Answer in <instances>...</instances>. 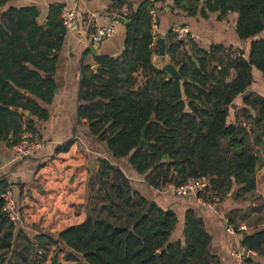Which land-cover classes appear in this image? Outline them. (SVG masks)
<instances>
[{
	"label": "trees",
	"instance_id": "trees-1",
	"mask_svg": "<svg viewBox=\"0 0 264 264\" xmlns=\"http://www.w3.org/2000/svg\"><path fill=\"white\" fill-rule=\"evenodd\" d=\"M11 1L0 0V8ZM158 4L165 3L147 0L137 11H128L130 23L122 53L114 58L96 57L101 68L94 73L86 67L83 72L78 115L109 155L99 159V170L89 180L86 221L34 240L20 232L31 247L22 250L27 255L11 259L15 226L3 214L1 199L9 182L0 179V264H39L34 246L46 251L53 247L57 253L65 250V261L85 264H221L211 253L213 237L198 210L186 211L183 234L176 238L179 215L134 190L118 162L127 160L156 190L206 178L211 188L198 196L207 200L217 195L224 201L235 187L237 199L255 193L262 161L256 146L264 150V97L245 95L254 72L264 76V0L205 2L220 17L238 14L236 35L246 51L226 52L223 47L204 51L189 43L191 54L176 62L175 54L186 42L178 41L171 30L166 53L180 67V80H168L153 61L158 51L150 10ZM166 7L194 18L200 0H174ZM63 9L51 8L57 17L48 30L39 22L36 7H9L0 14V146L12 148L24 131L35 133L36 123L49 119L33 99L50 104L55 97L56 84L47 76L55 71L56 52L67 34L60 20ZM91 54L87 49L85 55ZM232 71L235 77L228 81ZM238 98L243 105L231 123V108ZM145 128L148 146L141 148ZM70 147L60 146L55 154L66 153ZM242 247L264 254V230L248 235ZM52 264L61 263L55 257Z\"/></svg>",
	"mask_w": 264,
	"mask_h": 264
},
{
	"label": "crops",
	"instance_id": "crops-1",
	"mask_svg": "<svg viewBox=\"0 0 264 264\" xmlns=\"http://www.w3.org/2000/svg\"><path fill=\"white\" fill-rule=\"evenodd\" d=\"M145 1L147 0H13L0 8L2 14L9 7H36L40 14L39 22L45 30L49 29L48 26L57 17L51 11L53 6L71 7L77 11L76 25L67 30L63 46L56 52L58 60L55 71L47 76L56 84L52 102L44 104L23 92L24 96L33 99L49 115L47 121L36 123V131L33 133L36 139L43 142V148L34 158L17 162L14 161L11 147L0 146V179H6L14 187L17 212L21 216L14 230V243H21L22 249L28 242L20 232L34 240L41 234H59L71 226L83 224L87 219L85 205L89 180L99 170V159L109 155L105 145L90 135L87 121L81 120L78 115L83 72L86 67H90L94 73L101 68L96 57L114 58L122 53L126 25L118 19H126L128 11H137ZM208 1L200 0L198 15L194 18L173 12L166 7L168 4H158L155 8L158 15L156 44L159 39H164L167 50L169 32L186 28L202 38L199 47L204 51H210L213 47H223L226 52L232 53L246 51L247 46L236 35L238 14L230 13L220 17V12L208 10L205 5ZM202 12L206 13V17L202 16ZM110 24L115 26L116 34L96 48L100 56L85 55L87 49L92 48L91 36L95 29ZM261 37L264 38V33ZM191 45L186 42L178 49L175 54L176 62L183 61L191 54ZM156 49L158 52L153 57L155 65L160 50L158 44ZM166 56L174 65L167 53ZM87 75L89 76V72ZM234 77L235 72L232 71L228 81ZM248 93L264 97V76L259 71L254 72V81ZM242 105V98H238L231 108V123L235 121V111L241 109ZM28 113L31 112L25 113L27 118H32V113L30 117ZM66 144H71L70 150L56 155V149ZM256 149L262 161L256 172L255 193L237 199L238 187H235L233 191L236 190V194L232 191L227 199L214 208L202 207L198 203V196L181 198L168 193L166 189L156 190L148 184L146 176L136 173L130 167L127 160L118 164L131 179L134 190L160 207L173 210L179 215L180 225L176 238L183 234L186 211L195 208L200 212L206 230L213 237L211 253L219 258L221 264H236L231 257V252L235 250L243 254L245 264H264V254L242 247V242L248 235L264 230V150L259 146ZM228 224L238 231L236 235L227 233ZM243 227L246 231H241Z\"/></svg>",
	"mask_w": 264,
	"mask_h": 264
},
{
	"label": "built area",
	"instance_id": "built-area-1",
	"mask_svg": "<svg viewBox=\"0 0 264 264\" xmlns=\"http://www.w3.org/2000/svg\"><path fill=\"white\" fill-rule=\"evenodd\" d=\"M153 2L161 1L165 4H172L174 0H152ZM150 15L152 19L153 26V35H157V22L158 15L155 8L150 10ZM60 20L63 22V25L67 30L74 28L77 22V11L71 7H64L61 12ZM176 38L180 42H188L200 45L202 43V38L197 34L190 32L186 28H177L173 30ZM116 34V29L113 24L107 26H101L95 29L94 33L91 36V44L93 48L101 46L103 41L112 39ZM239 54H233V58L238 57ZM44 144L40 140L36 139L33 133L29 131H24L19 139V142L12 147L14 152V161L22 162L28 159L34 158L38 152L43 148ZM210 187V181L206 178L200 179H189L185 184L181 186H176L174 184H169L166 187L168 193L174 194L181 198L189 196H198L201 192H204ZM3 201L2 212L6 215L10 222L16 227L20 221L21 216L17 212L16 199L14 193V187L11 183L7 189L1 195ZM198 203L205 208H214L220 204L221 198L217 195H214L212 199L207 200L202 197L197 198ZM227 233L230 235H236L237 230L228 224ZM241 231H246V228H241ZM35 254L37 257H42L44 255L43 250L36 249ZM231 257L236 264H245V258L243 254L237 250L231 252Z\"/></svg>",
	"mask_w": 264,
	"mask_h": 264
},
{
	"label": "water",
	"instance_id": "water-1",
	"mask_svg": "<svg viewBox=\"0 0 264 264\" xmlns=\"http://www.w3.org/2000/svg\"><path fill=\"white\" fill-rule=\"evenodd\" d=\"M121 23H124L125 25H128L130 23L129 20H126L125 18H119L118 19ZM157 44L159 45V53H158V56L156 58V65H158L160 67V69L164 72L167 73L168 75V80H171V79H178L180 80L181 79V76L179 74L180 72V67H175L174 65H172L168 59V57L166 56V48H165V40L164 39H159L157 41ZM98 50L96 48H91V53L92 55H96L97 56H100V54L97 52ZM97 70V68H95ZM191 83V81H189ZM250 93H247L245 95V97L249 96ZM11 110L15 111L16 113L18 114H22L23 111L19 108H10ZM31 116V113H28V117ZM146 131H147V128H145L142 132V141H141V144H140V147L141 148H147L148 146V142L146 141ZM233 194L235 195L236 194V190L233 191ZM36 251V247H34L33 249V254L34 252ZM160 254H157V257L159 258Z\"/></svg>",
	"mask_w": 264,
	"mask_h": 264
},
{
	"label": "rangeland",
	"instance_id": "rangeland-1",
	"mask_svg": "<svg viewBox=\"0 0 264 264\" xmlns=\"http://www.w3.org/2000/svg\"><path fill=\"white\" fill-rule=\"evenodd\" d=\"M26 246H28V243H26ZM28 247H31V245H29ZM22 248L23 247H22V244L21 243H14V248L12 249V251L10 253L11 255H10L9 258L13 259L14 256L23 253L22 252V250H23ZM32 249H34V247H32ZM36 249L37 250L38 249L43 250L44 255H46V257H44V255L41 258L38 257V259L41 261L39 264H52L53 263V259L55 257H57L59 263H63V264H85L82 261L81 262H75V263L74 262L65 261V259H64V255L66 254V251L65 250L62 251V252H58L57 253L56 250H55V248H53V247L49 251H46L43 248H38V247ZM23 255H27V253L24 252ZM34 255H35V252H34ZM34 260H35V257H34ZM37 260H35V261H37ZM7 264H14V263L13 262H8Z\"/></svg>",
	"mask_w": 264,
	"mask_h": 264
}]
</instances>
